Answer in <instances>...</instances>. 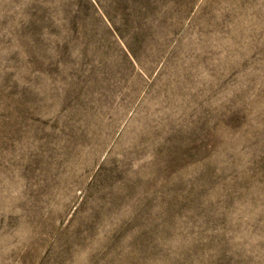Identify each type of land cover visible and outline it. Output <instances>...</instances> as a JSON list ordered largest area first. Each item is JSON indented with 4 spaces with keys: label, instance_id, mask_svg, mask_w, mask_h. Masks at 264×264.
Wrapping results in <instances>:
<instances>
[{
    "label": "rangeland",
    "instance_id": "obj_1",
    "mask_svg": "<svg viewBox=\"0 0 264 264\" xmlns=\"http://www.w3.org/2000/svg\"><path fill=\"white\" fill-rule=\"evenodd\" d=\"M0 264H264V0H0Z\"/></svg>",
    "mask_w": 264,
    "mask_h": 264
}]
</instances>
